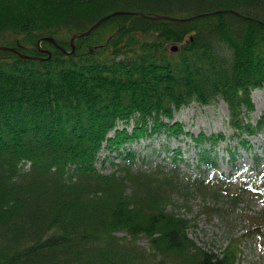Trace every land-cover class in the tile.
<instances>
[{"label": "trees", "instance_id": "1", "mask_svg": "<svg viewBox=\"0 0 264 264\" xmlns=\"http://www.w3.org/2000/svg\"><path fill=\"white\" fill-rule=\"evenodd\" d=\"M219 9L235 12L189 21L139 13ZM115 11L135 13L111 15L72 49L73 34ZM262 21L264 0H0V45L40 57L0 50V264H236L243 241L264 238V203L255 214L231 215L244 198L246 208L261 197L262 156L254 155L252 178L204 177L183 171L180 147L171 165L135 169L132 144L188 136L209 169L220 142L234 159L228 139L247 149L251 136H264V113L249 120L252 93L264 87ZM220 100L230 136L195 135L174 120L194 102ZM102 148L110 172L97 166ZM115 151L124 161H112ZM195 193L211 194L201 212L231 226L220 253L199 245L192 219L177 213Z\"/></svg>", "mask_w": 264, "mask_h": 264}, {"label": "rangeland", "instance_id": "2", "mask_svg": "<svg viewBox=\"0 0 264 264\" xmlns=\"http://www.w3.org/2000/svg\"><path fill=\"white\" fill-rule=\"evenodd\" d=\"M252 98L255 104V109L251 112V122L255 123L256 119L264 113V87L257 88L252 93ZM228 108L223 100L216 104L201 105L194 102L175 113L174 120L183 123L185 130L197 135L204 131L209 134L211 132L226 131L227 136L232 134V129L229 127ZM113 135V132L111 133ZM251 145L249 148L242 147L234 139H228L227 142L236 150L235 158L233 159L227 150L225 142H220L217 145L216 151L218 153L217 166L215 168L207 169L205 164H198L197 148L188 136H181L179 138L168 137L165 133L156 134L152 138L142 139L132 144L136 150V155L139 157L135 165V169L148 168L155 162H162L163 164L171 165L174 163L172 155L176 148L180 147L182 158L178 157L177 163L180 164L183 171L190 169L194 175L201 173L204 177L218 176L220 173L247 175L252 178L257 173V168H264V136L259 133L250 137ZM255 153L262 156V159L257 166L255 160ZM108 154L107 150L102 151V155ZM117 152H113L110 157L115 163L124 161L122 157L116 156ZM143 157H146L145 160ZM101 166V162H98ZM103 171L110 172L111 165L105 164L102 166ZM261 197L248 202H243L246 198L239 202V207L235 208L231 215H238L245 211L255 214L260 210L264 203V188L261 190ZM204 197L203 194L195 193L188 201L177 204V210L180 214L192 219L189 233L195 241L206 249L213 250L220 253L221 250L228 243L227 236L231 230L230 225L225 224L223 220L217 215H205L201 212L203 203H213L214 199L211 194ZM228 206V203H225ZM210 219H209V218ZM240 216H237V218ZM232 224L235 225V222ZM245 222L238 221L234 227L237 234L243 232ZM229 226V227H228ZM233 229V228H232ZM145 244L146 240H141ZM236 264H264V238H253L245 240L241 244L240 259Z\"/></svg>", "mask_w": 264, "mask_h": 264}, {"label": "water", "instance_id": "3", "mask_svg": "<svg viewBox=\"0 0 264 264\" xmlns=\"http://www.w3.org/2000/svg\"><path fill=\"white\" fill-rule=\"evenodd\" d=\"M223 11H233V12H235V10H233V9H219V10H216V11L206 12V13H199V14H196V15L188 16V17H178V16H173V15H168V14H161V13H153V14H148V13H145V12H139V13L144 15V16H149V17L154 18V19L162 18V19H169V20H174V21H189V20H193V19H195L197 17H200V16H204V15L212 14V13H217V12H223ZM121 13H135V12L115 11L114 13H112L110 15H106V16L100 18L89 29H87L85 31H82V32H79V33L73 34V36L71 37L72 49L74 50V48H75L74 40H75L76 37H78L79 35L89 34L91 31H93L96 27H98L104 20H106L111 15L121 14ZM262 22H264V21H262ZM47 39L52 41L58 47H60L63 50H65V48L63 46L59 45L53 37H47ZM172 49L173 50H177L178 46L177 45L173 46ZM0 50H11V51H14V52L18 53L20 56L25 57V58H33V59L40 58V57H38L36 55H31V54H28L26 52H23V51H21L19 48L15 47V46L0 45Z\"/></svg>", "mask_w": 264, "mask_h": 264}, {"label": "bare ground", "instance_id": "4", "mask_svg": "<svg viewBox=\"0 0 264 264\" xmlns=\"http://www.w3.org/2000/svg\"><path fill=\"white\" fill-rule=\"evenodd\" d=\"M173 16H174V15H173ZM9 46H10V45H9ZM174 46H175V45H174ZM172 48H173V46H172ZM172 50H173V49H172ZM103 150H104V149L102 148V149L99 151L100 159H99L98 162H101V166H98V163H97L98 168H100L102 171H103L102 166H104L105 164H110L111 167H112V164H111L110 161H107V162H105L104 164L102 163V162H103V159H104V157H105V155H102V151H103ZM116 156H118V155L116 154ZM112 161H113V159H112ZM103 172H105V171H103Z\"/></svg>", "mask_w": 264, "mask_h": 264}]
</instances>
